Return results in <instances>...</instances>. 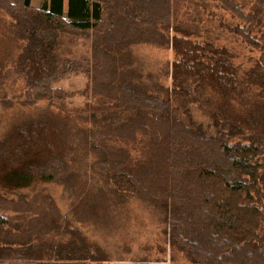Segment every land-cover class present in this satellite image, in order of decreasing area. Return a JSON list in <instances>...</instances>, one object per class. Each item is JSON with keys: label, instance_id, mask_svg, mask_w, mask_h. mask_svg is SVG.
<instances>
[{"label": "trees", "instance_id": "16d2710c", "mask_svg": "<svg viewBox=\"0 0 264 264\" xmlns=\"http://www.w3.org/2000/svg\"><path fill=\"white\" fill-rule=\"evenodd\" d=\"M213 1L242 24L234 35L261 50L250 68L209 40H193L192 21L169 35L174 10L194 0H112L114 20L101 0H41L39 8L31 0H0V8L22 43L25 101L57 100L64 108L71 95L56 85L68 76L86 78L77 92L92 106L81 117L92 123L84 146L113 195L121 201L133 195L160 213L166 242L188 264H264V48L251 36L263 9L255 2L246 13L238 0ZM67 33L87 34L89 58L70 57ZM138 43L172 50L165 94L140 86L126 69L125 50ZM208 89L220 99L209 106L204 127L191 104L211 105L203 99ZM59 125L53 116L31 120L0 140V264L109 262L80 229H71L51 198L11 196L67 173L74 146ZM49 234L69 240L41 239Z\"/></svg>", "mask_w": 264, "mask_h": 264}, {"label": "rangeland", "instance_id": "374dc122", "mask_svg": "<svg viewBox=\"0 0 264 264\" xmlns=\"http://www.w3.org/2000/svg\"><path fill=\"white\" fill-rule=\"evenodd\" d=\"M101 1L105 16L112 15L113 20L116 19L112 0ZM194 2L196 4L180 6L177 11L174 10L171 27L168 29L169 35L174 34L175 25L185 26L188 21H192L197 27L193 40H209L215 47L225 48L232 55L235 64H240L243 69L250 68L253 65L252 59H256L261 50L252 49L234 35L232 29L242 25L240 21L222 10L213 0ZM238 2L244 4L246 13L250 12L255 2L258 3L257 7L263 9L262 23L253 30L251 36L264 48L263 0ZM121 12L124 13L125 9ZM12 22L14 23L10 15L0 8V140L19 125L53 116L66 138L73 143L74 160L59 181L37 183L14 191L11 196L17 199L22 195L28 201L41 197L51 198L61 215L69 219L71 229H80L86 241L98 247L99 255L107 257L108 264H188L186 260L175 255L166 242L160 213L133 195H125L121 201L113 195L111 183L92 170L95 155L84 146V130L92 127V123L82 119L92 111V106L86 104L84 97L77 94L85 88L86 78L68 76L56 85V88L71 95L64 101V108L57 100L53 101L54 104L48 100L33 103L25 101V77L20 73L19 65L23 47L15 36L17 29ZM161 31L167 34V31ZM64 42L67 45L64 46L70 50V57L89 58L90 41L87 34L67 33L64 35ZM127 48L125 51H128L130 64L126 69L133 74L136 82L152 90L154 94H165L171 86L170 69L174 60L172 50L156 43H138ZM69 50L66 55H69ZM87 98L91 101L89 95ZM203 99H209L211 105L191 104V114L196 122L205 127L208 123L205 115L211 109L209 106L219 102L220 98L208 89ZM86 105L89 108L79 113ZM76 110L78 112L74 115ZM207 131L212 133V129ZM2 184L3 181L0 180V185ZM41 239L55 244L68 242L69 237L49 234L43 235Z\"/></svg>", "mask_w": 264, "mask_h": 264}, {"label": "crops", "instance_id": "0c3cea01", "mask_svg": "<svg viewBox=\"0 0 264 264\" xmlns=\"http://www.w3.org/2000/svg\"><path fill=\"white\" fill-rule=\"evenodd\" d=\"M41 0H31L32 7L39 8ZM65 6V3H64Z\"/></svg>", "mask_w": 264, "mask_h": 264}, {"label": "bare ground", "instance_id": "6f19581e", "mask_svg": "<svg viewBox=\"0 0 264 264\" xmlns=\"http://www.w3.org/2000/svg\"><path fill=\"white\" fill-rule=\"evenodd\" d=\"M31 26V25H30ZM187 184V183H186ZM186 186V185H185ZM185 196H187V195H185ZM191 200V199H190ZM176 203V202H175ZM176 220V219H175ZM263 240V239H262Z\"/></svg>", "mask_w": 264, "mask_h": 264}]
</instances>
